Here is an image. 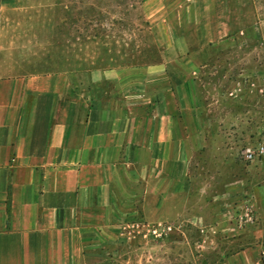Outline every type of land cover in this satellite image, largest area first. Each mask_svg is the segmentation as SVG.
I'll use <instances>...</instances> for the list:
<instances>
[{"label":"rangeland","instance_id":"374dc122","mask_svg":"<svg viewBox=\"0 0 264 264\" xmlns=\"http://www.w3.org/2000/svg\"><path fill=\"white\" fill-rule=\"evenodd\" d=\"M147 1L0 0V80L53 75L69 88L67 97L95 88L105 99L125 82L138 86L130 80L149 77L145 68L172 55L162 38L182 39L180 52L193 57L176 66L197 130L180 144L181 190L165 207L147 208L148 215L134 203L119 223L113 254L91 252L100 264L230 262L241 250L264 246V155L255 156L264 147V0H240L244 10L165 0L166 31L152 23ZM164 68L158 71L168 73ZM164 83L176 84L170 76ZM158 222L171 229L140 236L141 224Z\"/></svg>","mask_w":264,"mask_h":264},{"label":"crops","instance_id":"0c3cea01","mask_svg":"<svg viewBox=\"0 0 264 264\" xmlns=\"http://www.w3.org/2000/svg\"><path fill=\"white\" fill-rule=\"evenodd\" d=\"M208 1L209 10H244L240 0ZM166 4L146 2L162 31ZM177 41L162 38L172 55L145 68L149 77L130 80L138 86L125 82L105 99L95 88L67 97L53 75L0 80V264H100L91 250L113 254L134 203L148 215L180 192V144L192 139L197 119L176 66L193 56ZM166 74L175 85H165ZM262 254L256 245L222 264H257Z\"/></svg>","mask_w":264,"mask_h":264},{"label":"built area","instance_id":"2783aa9c","mask_svg":"<svg viewBox=\"0 0 264 264\" xmlns=\"http://www.w3.org/2000/svg\"><path fill=\"white\" fill-rule=\"evenodd\" d=\"M254 155H255L254 153L249 152L247 157L249 159H252ZM257 155H264V147H261L257 150V153L255 156ZM138 228L141 232L140 236L142 238L147 237L149 235L154 236V237H160L171 229V227L167 225L165 222H158V223H153V224H141V226Z\"/></svg>","mask_w":264,"mask_h":264}]
</instances>
